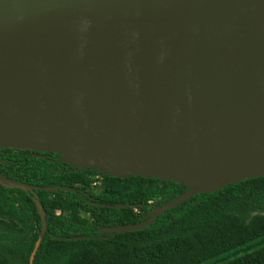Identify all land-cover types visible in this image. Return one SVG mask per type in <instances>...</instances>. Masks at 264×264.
Masks as SVG:
<instances>
[{
	"label": "water",
	"instance_id": "water-1",
	"mask_svg": "<svg viewBox=\"0 0 264 264\" xmlns=\"http://www.w3.org/2000/svg\"><path fill=\"white\" fill-rule=\"evenodd\" d=\"M0 148L188 185L119 232L264 175V0H0Z\"/></svg>",
	"mask_w": 264,
	"mask_h": 264
},
{
	"label": "trees",
	"instance_id": "trees-1",
	"mask_svg": "<svg viewBox=\"0 0 264 264\" xmlns=\"http://www.w3.org/2000/svg\"><path fill=\"white\" fill-rule=\"evenodd\" d=\"M0 174L12 184H0V243L15 245L9 253L19 264H29L42 221L34 194L17 182L37 185L46 216L32 264H203L241 247L244 253L221 264H264V175L194 194L156 214L152 223L119 232L112 228L146 219L188 185L116 176L56 152L14 148H0ZM5 261L0 255V264Z\"/></svg>",
	"mask_w": 264,
	"mask_h": 264
},
{
	"label": "rangeland",
	"instance_id": "rangeland-1",
	"mask_svg": "<svg viewBox=\"0 0 264 264\" xmlns=\"http://www.w3.org/2000/svg\"><path fill=\"white\" fill-rule=\"evenodd\" d=\"M99 182H96L95 184L98 185ZM259 242H257L256 244L252 245V246H249V247H246V250H251L253 249L254 247H257L259 246ZM10 249H15V245L14 244H11L10 242H3V243H0V255L2 257H4V259L6 260L5 264H19V259L18 258H14L10 253H9V250ZM245 252V249L241 247V249L237 252H233L231 251L228 255H222L221 257L219 258H216V259H212V260H208L206 261L205 263L203 264H221L227 260H230L232 258H234L235 256L237 255H240L242 253Z\"/></svg>",
	"mask_w": 264,
	"mask_h": 264
}]
</instances>
